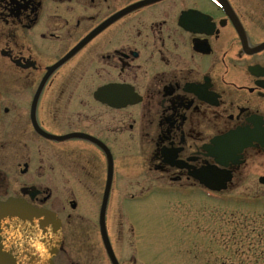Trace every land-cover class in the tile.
I'll return each mask as SVG.
<instances>
[{
    "label": "flooded vegetation",
    "instance_id": "1",
    "mask_svg": "<svg viewBox=\"0 0 264 264\" xmlns=\"http://www.w3.org/2000/svg\"><path fill=\"white\" fill-rule=\"evenodd\" d=\"M105 191L118 264L112 192H264V0H0V257L31 207L111 264Z\"/></svg>",
    "mask_w": 264,
    "mask_h": 264
},
{
    "label": "rangeland",
    "instance_id": "2",
    "mask_svg": "<svg viewBox=\"0 0 264 264\" xmlns=\"http://www.w3.org/2000/svg\"><path fill=\"white\" fill-rule=\"evenodd\" d=\"M108 214L121 264H264V192H112Z\"/></svg>",
    "mask_w": 264,
    "mask_h": 264
},
{
    "label": "water",
    "instance_id": "3",
    "mask_svg": "<svg viewBox=\"0 0 264 264\" xmlns=\"http://www.w3.org/2000/svg\"><path fill=\"white\" fill-rule=\"evenodd\" d=\"M206 186L214 190H220L224 188L223 182H205ZM108 192L103 193L101 211H100V231L102 241L107 251L111 264H118L117 260L111 249V245L105 232L103 223V211L107 200ZM5 206L4 204H0ZM11 223L7 214L2 213L0 215V232H5L8 224ZM23 238L22 242L25 245L22 247V254L26 256L25 264H49L50 258L55 254L59 248L61 242V222L51 211L40 208L34 209L27 208V218L22 224ZM2 260L0 264H22L20 258L10 260L7 256L0 257Z\"/></svg>",
    "mask_w": 264,
    "mask_h": 264
}]
</instances>
